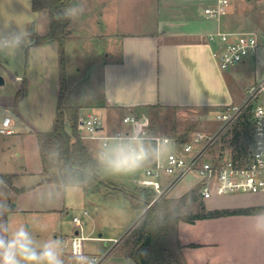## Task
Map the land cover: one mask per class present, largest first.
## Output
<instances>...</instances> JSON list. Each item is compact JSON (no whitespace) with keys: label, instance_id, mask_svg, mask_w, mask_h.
<instances>
[{"label":"crops","instance_id":"crops-1","mask_svg":"<svg viewBox=\"0 0 264 264\" xmlns=\"http://www.w3.org/2000/svg\"><path fill=\"white\" fill-rule=\"evenodd\" d=\"M105 1L96 6L98 11L88 8L83 14L86 19L91 15L89 12H94L95 17L105 18L102 24L98 23L101 26L98 37L104 44L105 51L107 50L98 65L100 98L92 107V112L88 113H96L95 115L101 118L104 132L123 129L121 120L129 111L147 124L148 115L155 111L199 112L201 114L199 118L216 125L213 121L215 113L244 102L247 98L245 94L264 82V42L256 54L247 57L236 67L222 71L212 54L214 50H221L225 45L218 40L209 41V36L219 31L256 32L264 36V19H261L263 16L260 15L259 8L253 6V0H230L218 20L207 19L204 15V10L213 7L216 0ZM73 3L78 2L71 0V4ZM31 23L32 27L29 30ZM70 26L69 21V30ZM47 31V14L33 12L31 0H0V38H10L17 33H30L25 38L28 52H40L39 57L43 65L48 62V56L52 57L53 66L57 70V84L54 82L51 84L48 72L46 75L41 73L44 82L38 79L33 82L37 94L35 102L46 100L45 96L50 95L46 122L39 124L33 122L28 128L14 125L15 127L11 128L12 134L0 136V189L5 194V199L0 200V205L9 206L8 211L0 219L9 225L10 221H15V216L21 213L56 212L57 209L51 206L46 196L40 200H36L35 197L42 192L50 193L52 188L59 190L60 194V191L63 192L69 187L45 183L36 139L37 132H51L54 128L60 88L56 43L37 46L32 38L33 35L43 36ZM49 53L51 55H48ZM15 80L19 87L22 77L16 76ZM26 80L25 78L23 84ZM27 88L28 91L32 88L31 82ZM28 91L20 101L18 111L24 100H27ZM14 96L8 100L10 108L13 107ZM262 100V104L259 105L264 107V92ZM84 107L80 103V119H83L81 115L88 108ZM123 112L126 113L123 115ZM14 123L11 120V125ZM150 128L154 132L153 127ZM65 129L68 134L71 133L69 124ZM78 131L80 137L84 135L82 129ZM83 141L99 162L106 158V153L102 151L106 149H102L98 142ZM109 149L114 155L115 150ZM138 175L140 173L135 175V180ZM31 178L33 183L25 185L24 182ZM20 188L27 191L21 194L14 191ZM109 192H106L107 195ZM253 196L257 197L250 198L245 203L224 205L209 204L211 198L204 200L198 196L201 203L198 200L192 203L199 206L190 214L264 208V196L259 194ZM251 223L252 215L205 218L194 222L180 221L177 242L186 264H264V237L256 236L249 231ZM76 225L78 227L71 238L77 234L83 237L84 254L89 257L95 255L86 254L84 241L87 237L82 234L84 225L81 222ZM68 244L63 248L67 249L65 246ZM63 253L64 264H74V257L68 249Z\"/></svg>","mask_w":264,"mask_h":264},{"label":"rangeland","instance_id":"rangeland-1","mask_svg":"<svg viewBox=\"0 0 264 264\" xmlns=\"http://www.w3.org/2000/svg\"><path fill=\"white\" fill-rule=\"evenodd\" d=\"M75 1L79 2V0ZM80 1L82 2V0ZM84 1L87 3L89 9L97 11L96 6H100L103 2H106L105 0ZM254 5L261 11L260 15L263 16L261 18L263 20L264 0H253ZM251 8L252 6L250 5L249 9L251 10ZM89 14L91 15H89L88 19L82 15L78 21L73 24L71 23L69 36L65 42L67 88L70 90L73 85H80L79 103H82L85 106L84 108L88 107L81 115L83 119L88 113L92 112V107L96 105L97 100L100 98V70L98 65L107 53L104 44L101 42L100 37H98L99 29H101L98 23L102 24L105 18L95 17L94 12H89ZM31 27L32 23L29 30H31ZM48 55L51 54L49 53ZM39 56L40 52H28L26 39L20 48H16L13 44L0 46V77L4 81L0 85V121L7 115L13 123L15 122L11 125V128L15 126L28 128V125L33 124V122L39 124L46 122L48 119L50 95L47 94L45 96L46 100H37L39 102H35L37 94L35 93L33 82L37 79L44 82V79L41 78V73L46 75L48 72L49 77H51V84L52 82L57 84V70L53 66L52 57L48 56V62L46 65H43V61ZM16 76L22 77L19 87L16 85ZM25 78L27 79L25 82L26 91H28L29 82H31L32 88L27 92V100H24L21 109L18 111L17 108L8 107L10 106L8 100L13 99L16 90L23 87L22 84ZM263 92L258 95V99L254 102L255 104H262ZM248 93L245 95L248 96ZM125 113L123 112L122 114L124 115ZM52 115H54L53 110ZM200 115L199 112L176 113L174 111H155L148 115L149 122H147L149 123L148 125L153 127L157 135L171 138H190L194 132H211L216 129L215 124L202 120V118H199ZM245 117L247 118V116ZM245 120L243 118L238 124ZM232 133L233 129L228 131L214 146L212 150L213 155H219L223 151L231 152ZM110 150H102L106 153V158L99 162V176L103 180H107L114 188L124 189L132 195H138V191L141 189L139 188V180H135L134 177L138 173L141 174V172L136 168L130 171H115L109 163L113 156ZM32 183V178L24 182L25 185ZM196 183L197 178L187 177L163 199H178L194 188ZM114 188L100 186L99 190H93L92 188L84 189L79 185H71L66 187L63 192L60 191V194L59 190L52 188L53 190L50 193L42 192L35 198L36 200H40V198L46 196L51 206L57 209L56 212L21 213L19 216H15V221H10V226L13 228L16 227L15 225L18 226L20 224L29 226L37 243H43L57 236L56 239L62 241L63 252H67V249H64L63 246L69 243V239L74 234L76 227H78V225L72 222V218L77 217L81 224L84 225V232L82 234L87 237L86 241H84L86 254H104L111 248L114 240L120 239L119 243L109 253L110 255L104 264H132L128 259L124 258L123 251L121 250L124 239L123 235L139 216L143 214L150 203L144 211L135 210L121 195L113 194ZM108 191H110L109 194L113 195H107L106 192ZM253 197L257 196H253L252 194L224 195L221 198H211L209 204H241ZM3 199H5V194L0 189V200ZM31 199L33 200V198ZM198 202L201 203V200H198ZM197 206L199 205H190L187 209V214L195 212ZM99 234H101L100 238Z\"/></svg>","mask_w":264,"mask_h":264},{"label":"built area","instance_id":"built-area-1","mask_svg":"<svg viewBox=\"0 0 264 264\" xmlns=\"http://www.w3.org/2000/svg\"><path fill=\"white\" fill-rule=\"evenodd\" d=\"M230 0H216L213 7L204 10L205 18L218 20ZM218 40L225 47L214 50L213 57L222 71L241 64L247 57L256 54L264 42V36L256 32L226 33L219 31L209 36V41ZM264 91V82L250 89L244 102L227 107L213 116L216 129L211 132H194L190 138L155 134L147 123L129 111L121 122L123 129L104 132L103 121L95 114L80 119L79 129L84 135L82 140L98 142L102 149L116 150L130 140L139 137L148 151V158L136 169L139 188L153 194L147 209L155 202L165 198L183 179L197 178L196 188L202 199L231 194H252L264 196V107L255 104L258 95ZM247 116V118L245 117ZM243 118L249 123V136L245 150L236 154L223 151L213 155L214 146L234 129ZM11 119L0 121V136L12 134ZM133 146H136L135 143ZM79 224L78 218H73ZM84 238L73 236L65 246L73 256ZM112 242L111 248L101 255H93L96 264H104L109 253L119 243Z\"/></svg>","mask_w":264,"mask_h":264},{"label":"trees","instance_id":"trees-1","mask_svg":"<svg viewBox=\"0 0 264 264\" xmlns=\"http://www.w3.org/2000/svg\"><path fill=\"white\" fill-rule=\"evenodd\" d=\"M70 4L71 0H31L32 11L45 12L48 18L47 33L43 36L33 35L34 44L39 46L55 42L59 61L60 88L54 128L51 132L36 133L42 174L46 184L61 187L79 185L93 190H99L100 186L114 188L99 176L100 163L79 135L80 85L75 84L70 90L67 88L65 42L69 36V21L56 20L54 15ZM25 92L26 84H23L14 96L13 108L18 107ZM67 124L70 126V134L65 129ZM248 136L249 123L246 120L235 126L230 144L233 153L239 154L245 150ZM114 189L113 194L121 195L135 210L144 211L153 199V194L147 191L139 190L138 195H132L127 190ZM14 191L21 194L27 190L20 188ZM198 196V190L194 188L178 199H162L146 209L123 237L121 250L124 258L133 264H186L177 242L180 221L253 215L264 209L258 207L187 214L188 207L198 200Z\"/></svg>","mask_w":264,"mask_h":264},{"label":"clouds","instance_id":"clouds-1","mask_svg":"<svg viewBox=\"0 0 264 264\" xmlns=\"http://www.w3.org/2000/svg\"><path fill=\"white\" fill-rule=\"evenodd\" d=\"M88 10L86 2L68 5L55 13L54 19L70 21L72 24ZM30 33H17L13 36L0 38V46L13 44L20 48L25 43V38ZM135 143L136 146H133ZM148 158V151L143 147L139 137L135 142L118 147L109 163L117 171H130L139 167ZM7 204L0 205V218L8 211ZM249 231L256 236L264 237V209L252 215ZM62 241L56 238L37 243L29 226L20 224L10 226L0 219V264H64ZM74 264H96L95 259L86 256L82 245L78 251L73 252Z\"/></svg>","mask_w":264,"mask_h":264},{"label":"water","instance_id":"water-1","mask_svg":"<svg viewBox=\"0 0 264 264\" xmlns=\"http://www.w3.org/2000/svg\"><path fill=\"white\" fill-rule=\"evenodd\" d=\"M3 84V79L0 77V85ZM13 207L15 206L14 204L12 205Z\"/></svg>","mask_w":264,"mask_h":264}]
</instances>
